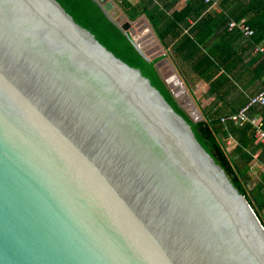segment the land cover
<instances>
[{"label":"water","instance_id":"95a60500","mask_svg":"<svg viewBox=\"0 0 264 264\" xmlns=\"http://www.w3.org/2000/svg\"><path fill=\"white\" fill-rule=\"evenodd\" d=\"M94 1L204 118L145 19ZM0 264H264L190 122L58 0H0Z\"/></svg>","mask_w":264,"mask_h":264},{"label":"trees","instance_id":"16d2710c","mask_svg":"<svg viewBox=\"0 0 264 264\" xmlns=\"http://www.w3.org/2000/svg\"><path fill=\"white\" fill-rule=\"evenodd\" d=\"M58 1L71 13L78 23L91 30L111 51L130 65L139 67L143 74L150 78L151 82L160 89L170 104L190 122L198 140L224 168L238 190L247 197L264 224V172L260 170L254 173L250 165L256 153H258L260 160H264V142H257L253 125L250 122L239 125L232 121H223L222 117L217 114H207L204 118L197 121L191 119L185 110L179 106L175 97L161 79L155 66L156 60L145 59L124 32L105 15L96 1ZM174 1L177 0H171L169 6L173 5ZM117 2L131 20H135L138 16L145 13L149 16L156 29H158L155 16H160L159 12L155 9H149V3L147 4L146 1L139 0L137 6L125 3L123 0H117ZM209 3L204 0H188L186 9L173 13V16L194 15L191 10L196 5L198 12L194 16H205L207 12L204 11H207ZM162 15L168 16L164 12H162ZM227 15L238 16L239 19L242 16H249L248 22L256 29L253 42L259 43L264 40V17L256 18V16H264V0H240V3L231 8L227 14L220 12L214 15L212 12H208L206 16ZM206 22L207 20L204 18L199 19L191 29L194 34L192 36L187 35L184 38L187 39L186 42L193 43L194 50L190 51L193 55L196 54V49L201 50L199 44H202L208 37L203 32ZM196 30L199 32L195 33ZM160 38L163 39V36ZM259 60L255 73H263L264 71V54L260 56ZM194 66L195 71L201 77L211 80L210 89L212 92L226 87L225 82L228 77L221 70L220 60L213 62L207 54L203 53L201 60L197 61ZM224 95L225 92L222 91L220 97H224ZM247 101L245 103L249 102ZM249 112L251 115L261 117L264 125V106H253ZM228 139L235 142L233 149L229 147ZM253 180L255 184L250 186V182Z\"/></svg>","mask_w":264,"mask_h":264},{"label":"crops","instance_id":"0c3cea01","mask_svg":"<svg viewBox=\"0 0 264 264\" xmlns=\"http://www.w3.org/2000/svg\"><path fill=\"white\" fill-rule=\"evenodd\" d=\"M123 1L134 6H137L139 2V0ZM144 1L147 4L149 3V9H155L159 12L160 16H155L158 29L145 13L135 20L145 19L147 26L155 32L168 56L174 62L179 74H181L183 83L197 103L203 117L207 114H217L223 117L236 113L246 104L247 100L249 101L264 87V71L263 73H255V68L260 62L259 58L264 54V40L259 43L253 42L256 29L248 22L249 16H242L240 19L238 16L228 15L206 16L208 12H212L214 15L220 12L227 14L231 8L240 3V0H212L210 3L206 2L209 4L207 11H204L207 12L205 16H194L198 12L197 5L191 10L194 15L173 16V13L186 9L188 0L174 1L175 3L171 6H169L171 0ZM162 12L168 16H163ZM258 17L264 16H256V18ZM201 18L207 20L203 32L208 37L202 44H199L201 50L196 49V54L193 55L190 53L191 50H194L193 43L186 42L187 39L184 38L187 35L192 36L194 34L191 29ZM242 19L254 29V34L248 36L238 28L229 27L231 20ZM198 32V30L195 31V33ZM161 36H163V39L160 38ZM203 53L207 54L213 62L220 60L221 70L228 77L225 88L212 92L210 89L211 80L201 77L195 71L194 64L201 60ZM222 91L225 92L224 97H220ZM227 143L231 149L234 148L235 142H232L231 139H228ZM250 165L254 173L260 171L255 158L252 159Z\"/></svg>","mask_w":264,"mask_h":264},{"label":"built area","instance_id":"2783aa9c","mask_svg":"<svg viewBox=\"0 0 264 264\" xmlns=\"http://www.w3.org/2000/svg\"><path fill=\"white\" fill-rule=\"evenodd\" d=\"M205 2H211L212 0H204ZM230 28H238L243 31L244 34L250 36L254 34V29L244 20H231L229 22ZM264 106V87L260 92L252 96L248 103H246L236 113L223 116V121H232L235 124L242 125L246 122H250L255 128V137L257 142H264V125L261 117L250 114V109L253 106ZM255 162H258L259 168L264 172V160H259L258 153L254 155Z\"/></svg>","mask_w":264,"mask_h":264},{"label":"rangeland","instance_id":"374dc122","mask_svg":"<svg viewBox=\"0 0 264 264\" xmlns=\"http://www.w3.org/2000/svg\"><path fill=\"white\" fill-rule=\"evenodd\" d=\"M181 75V74H180ZM184 86H185V84H184ZM257 178H258V176L256 177V180H257ZM255 184V181L253 180V181H251L250 182V186H253ZM264 212V211H263Z\"/></svg>","mask_w":264,"mask_h":264}]
</instances>
